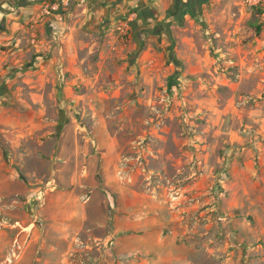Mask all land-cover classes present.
<instances>
[{
  "label": "rangeland",
  "instance_id": "374dc122",
  "mask_svg": "<svg viewBox=\"0 0 264 264\" xmlns=\"http://www.w3.org/2000/svg\"><path fill=\"white\" fill-rule=\"evenodd\" d=\"M197 1L129 27L123 56H109L98 77L91 56L67 107L10 94L0 264L140 262L134 228L114 230L125 204L149 248L172 217L181 264H264V237L246 236L264 229L247 209L254 200L264 215V38L242 0H206L205 13ZM71 214L78 223L62 221Z\"/></svg>",
  "mask_w": 264,
  "mask_h": 264
},
{
  "label": "crops",
  "instance_id": "0c3cea01",
  "mask_svg": "<svg viewBox=\"0 0 264 264\" xmlns=\"http://www.w3.org/2000/svg\"><path fill=\"white\" fill-rule=\"evenodd\" d=\"M180 1V5L185 3L188 8L195 5L190 4L191 0H0V138L7 142L12 140V129L2 111L8 107L10 94L28 89V93L32 95L30 102L36 109L55 110L67 107L74 102V95L76 96L73 82L86 77L83 67L91 56H96L98 69L90 73L95 77L103 74V67L109 56H123L120 43H125L116 29L127 15L134 14V19L129 24L134 30L140 24L163 18L171 6H176ZM197 2L199 11L205 13L203 9L206 0ZM54 3L64 5L52 15H45V7ZM260 9L263 12L259 17V34L262 33L264 38V4ZM62 73L66 75V79L62 80ZM43 93L55 94L57 98L46 102L42 97ZM28 106L31 107L32 104L29 103ZM47 156L49 154L45 157ZM12 178L8 167L0 162V198L13 195L10 182ZM249 203L247 209H251L253 217L257 222L264 223V215L254 208L255 201L250 200ZM128 208L129 205L125 204L116 209L114 215L118 223L114 225V230L134 228L137 234L134 235V246L129 251L139 254L140 262L135 264H181L179 252L186 247L176 243L177 225L172 217L159 221L156 239L154 243L150 242L152 246L149 248L144 234L147 228L139 217L135 218L134 223L126 218ZM141 214V210L134 212L135 216ZM68 218H76L78 223L80 216L65 215V220L62 221H67ZM162 228H167L169 232L163 235ZM249 232L247 237H264V229L261 227H250ZM143 255H150L151 259L144 258Z\"/></svg>",
  "mask_w": 264,
  "mask_h": 264
},
{
  "label": "built area",
  "instance_id": "2783aa9c",
  "mask_svg": "<svg viewBox=\"0 0 264 264\" xmlns=\"http://www.w3.org/2000/svg\"><path fill=\"white\" fill-rule=\"evenodd\" d=\"M242 1L251 8L262 6L264 4V0H242ZM62 5L64 4L59 5L58 3H54L51 5H48L47 7H45L43 13L45 15H52V13L57 12L60 6ZM133 18H134V14L127 15L125 19L120 22L118 28L116 29V31L118 32V34L120 35L122 39L125 38L127 34V30L129 29V24ZM216 218L220 222H223L226 220V217L222 215H217Z\"/></svg>",
  "mask_w": 264,
  "mask_h": 264
},
{
  "label": "trees",
  "instance_id": "16d2710c",
  "mask_svg": "<svg viewBox=\"0 0 264 264\" xmlns=\"http://www.w3.org/2000/svg\"><path fill=\"white\" fill-rule=\"evenodd\" d=\"M252 10L254 12V16H256L257 18L249 21L248 25L254 31L255 35H258L261 31V23L259 17L263 11L262 9H260V6L253 7Z\"/></svg>",
  "mask_w": 264,
  "mask_h": 264
}]
</instances>
